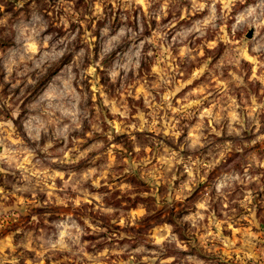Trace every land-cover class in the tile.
Segmentation results:
<instances>
[{
  "label": "rangeland",
  "instance_id": "rangeland-1",
  "mask_svg": "<svg viewBox=\"0 0 264 264\" xmlns=\"http://www.w3.org/2000/svg\"><path fill=\"white\" fill-rule=\"evenodd\" d=\"M0 264H264V0H0Z\"/></svg>",
  "mask_w": 264,
  "mask_h": 264
},
{
  "label": "water",
  "instance_id": "water-1",
  "mask_svg": "<svg viewBox=\"0 0 264 264\" xmlns=\"http://www.w3.org/2000/svg\"><path fill=\"white\" fill-rule=\"evenodd\" d=\"M251 35V33H248V36H250Z\"/></svg>",
  "mask_w": 264,
  "mask_h": 264
}]
</instances>
